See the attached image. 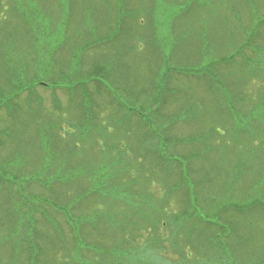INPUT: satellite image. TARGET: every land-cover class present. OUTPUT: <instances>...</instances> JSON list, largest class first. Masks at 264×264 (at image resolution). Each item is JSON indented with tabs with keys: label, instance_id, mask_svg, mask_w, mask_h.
Wrapping results in <instances>:
<instances>
[{
	"label": "rangeland",
	"instance_id": "374dc122",
	"mask_svg": "<svg viewBox=\"0 0 264 264\" xmlns=\"http://www.w3.org/2000/svg\"><path fill=\"white\" fill-rule=\"evenodd\" d=\"M118 3L0 0L2 197L29 184L63 226L45 264H264V0ZM89 70L84 100L54 89ZM16 203L0 264H23Z\"/></svg>",
	"mask_w": 264,
	"mask_h": 264
},
{
	"label": "trees",
	"instance_id": "16d2710c",
	"mask_svg": "<svg viewBox=\"0 0 264 264\" xmlns=\"http://www.w3.org/2000/svg\"><path fill=\"white\" fill-rule=\"evenodd\" d=\"M119 1H122V4L121 3H118V8L121 7V8H123V11L122 12L125 11V12H128L129 14H132L133 15V11L130 10L131 8H129L130 7L129 5H128V8L129 9H124V1H126V0H124V1L123 0H119ZM108 8H109V6H108ZM122 12H121V15H122ZM105 15H106V19H103L102 25L103 24H106L107 22H109L110 18L112 20V16H108L107 14H105ZM95 27H96V33H98L97 32V28H99V26H95ZM86 32H88V31H86ZM88 33H89V36H91L90 35L91 32H88ZM92 34H94V32H92ZM74 46H77V45H74ZM244 58L245 59H248L246 56H244ZM250 59H252V58H249V60ZM241 66H242V68L244 70H246V68L248 67L243 60H242ZM92 73L93 72L91 70H89L88 73H86L87 77L82 81V84H76L75 82H73V84L71 86H67V87H61V86H59L57 84L54 87V89L66 90L68 95L75 96L76 98H79V96H77V94L74 91H72V90H74L76 88L79 89L80 86H83L82 88H80V89H82V92H81V97L82 98H80L79 100H84V98H85V91L87 90V86L89 84H91L90 82H92V84L94 85V87H96V89H99L98 87H102V83L99 80H97V79H91V74ZM178 74H180V76L182 75L181 73H178ZM188 75H186V76H188ZM40 85L41 84L39 82H37L36 85H35V88L37 86H40ZM42 85L44 87H46V88H49V89L51 88L49 84H42ZM221 89L224 92V90H223L222 87H221ZM240 98H241V96H239L238 94L237 95H233L231 97V101L238 102ZM7 100H9V98ZM163 103H164V100H163ZM0 107H1V105H0ZM159 107H161V106L159 105ZM143 108H145V107H143ZM5 109H7V106H5ZM140 117H142L143 121H145L146 123H148V120L146 119L147 116H143L142 114H140ZM122 121L123 120H120V122H122ZM152 122L154 123V120L153 119L151 120L150 123H152ZM147 132H148V134H146V135H148L149 138L154 139V140H156L158 138V136L161 135L160 133H157V130H154L153 127H151V126L148 128V131ZM105 134L107 135L108 132L107 131H104V132H101V131L96 132V135L100 138V140H102L103 135L106 136ZM162 135H163V133H162ZM55 137H56V134L55 133H50L49 136L46 133V137L45 138H41V137L38 136L37 137V138H39L38 139V142L40 143V145H42L41 146V149L44 151V148H43V145L44 144H47L50 147V150L52 152H53V147L55 148V144L58 145V147L60 148V141H57L55 143ZM87 137L90 138V133L89 132H88ZM42 139H47V140H42ZM61 145H62V143H61ZM157 145H158V142H156L155 148H156ZM1 146H2V143H1V140H0V147ZM117 147L118 146H115L114 145V148L113 149H116ZM118 148H121L123 150L122 146H120ZM123 152L125 154L126 151H123ZM44 154H45V152H44ZM163 160H164V158H163ZM3 161H5V160H3ZM1 165L2 164H0V166ZM13 184H15V182H12L9 179L4 178L0 174V198H2L1 201H0V205L1 204H8V203H10V201L12 199H14L15 197L17 198V203H16V205H17L16 207L17 208H15V210H13V212H12L13 213V216H12V219L13 220L11 219L10 222L11 221H14V219L15 220H18L17 222H19V224H18V231H19L18 236H19L20 241L22 242V246L20 248V250H22L20 252V257L21 256L23 257L22 263L23 264H40V263L42 264L43 263L42 262V257L47 254V252L45 251V249L43 250L42 247H41L42 241L45 240V239H47L48 241L52 240V241L55 242V240H53V238L51 239L49 237V235H47V232L49 230H52V231H57V232H60V233H64L63 226L58 222L57 225L55 226V228L48 227L47 224H46V222H43V219H41L42 216H41V218L37 216L35 210L38 207H42V205L41 204L40 205L30 204L27 201V199L23 196V193L25 192V190H27L26 188L30 187L29 184L26 185V186L25 185L20 186V188L18 190H16V191H11L10 190V193L9 194H7L6 196L2 197L1 191L4 190V187H6L7 185L10 186V185H13ZM111 186H113V184ZM88 191H90V190H88ZM91 193H94V192L93 191H90L89 194H91ZM32 194L38 195V193H32ZM89 194H87V195H89ZM182 214L187 215V212H183ZM43 218H44V216H43ZM114 222H116V220ZM130 223H132V222L130 221ZM206 225H207V222H206ZM80 226L81 225L78 226V228H80L79 231H81V227ZM117 228H118V226H117ZM74 230H75L74 233H77L76 232L77 227ZM122 230L124 231L125 229L122 228ZM124 233H126V232H124ZM63 241H60V244H64L66 240H63ZM64 247H65V244H64ZM43 264H45V263H43Z\"/></svg>",
	"mask_w": 264,
	"mask_h": 264
}]
</instances>
